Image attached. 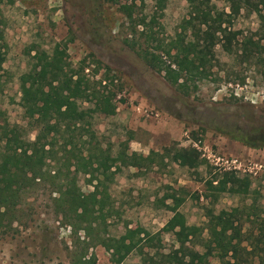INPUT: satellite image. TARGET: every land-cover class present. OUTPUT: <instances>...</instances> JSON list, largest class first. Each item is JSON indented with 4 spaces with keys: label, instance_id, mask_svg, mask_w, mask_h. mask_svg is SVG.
Segmentation results:
<instances>
[{
    "label": "rangeland",
    "instance_id": "374dc122",
    "mask_svg": "<svg viewBox=\"0 0 264 264\" xmlns=\"http://www.w3.org/2000/svg\"><path fill=\"white\" fill-rule=\"evenodd\" d=\"M211 3L219 11L229 12L225 0ZM0 10L5 55L1 64L4 87L0 92V132L11 129L23 141L35 140L37 130L20 106L18 78L29 69L32 48L51 52L60 45L73 69L77 70L82 61L88 65L80 76L83 81L93 86L104 75L112 80V84L106 83L115 112L111 116L92 113L90 129L94 142L110 148L113 159L128 144V153L144 156L149 151L162 153L165 148L194 147L207 163L196 170L171 163L141 172L122 168L107 182L109 206L115 211L105 224L108 235L118 237L126 228L142 227L159 241L155 248L147 249L148 253H170L177 248V228L168 226L174 213L161 202L170 204L164 196L180 189L186 195L177 194L185 197L179 212L188 225L203 226L204 206L213 214L246 207L253 199L264 206V148H249L228 136H257L264 129V80L260 70L234 65L229 81L224 78L226 72H220L219 77L211 75L201 82L182 76L170 84L164 73H155L144 61L153 43L147 44V32L164 42L174 37L187 13L185 0H122L118 4L104 0H2ZM256 29V16L242 11L231 31L238 33L239 40ZM216 49L218 58L229 62L219 47ZM94 60L99 62L98 68ZM79 106L93 108V103L80 102ZM65 137L56 138L54 160L47 159L44 167L45 181L23 195L18 206L20 221L13 222L10 229L0 228V264H71L74 254L82 251V246H73L70 228L56 215L52 198L57 194H52L48 183L57 169H65ZM86 137L79 140L76 136V151L85 153L88 149L89 145L83 144ZM232 161L238 167L235 171L249 175L250 193H225L209 205L204 180L210 177V171L233 170L232 166L228 168ZM116 165L114 161L110 172ZM86 180L87 176L77 175L83 193L93 191ZM79 235L83 239V233ZM90 255L95 264H113L101 246L91 247ZM207 263L219 264L212 258ZM121 264L143 262L133 252Z\"/></svg>",
    "mask_w": 264,
    "mask_h": 264
},
{
    "label": "trees",
    "instance_id": "16d2710c",
    "mask_svg": "<svg viewBox=\"0 0 264 264\" xmlns=\"http://www.w3.org/2000/svg\"><path fill=\"white\" fill-rule=\"evenodd\" d=\"M121 1L104 0L111 4ZM185 2L187 13L174 37L164 42L151 31L147 32V44L153 42L152 51L145 53L143 58L152 71L164 73V79L170 84L182 76L201 82L211 75L219 77L220 72H226L224 78L229 81L234 74L233 66L245 64L260 70L264 80V45H261L264 0H225L229 12L219 11L211 0ZM242 11L256 16L257 29L252 35H242L238 40V33L231 28ZM59 47L57 45L51 52L32 48L30 53L34 52V55H29V69L18 78L20 106L24 117L37 130L35 140L23 141L11 129L0 132V228L10 229L13 222L20 221L18 206L23 195L36 183L45 181L44 167L47 159L54 160L52 149L56 138L66 135L63 143L65 169L62 171L63 166L57 169L48 183L52 194H57L52 198L56 215L70 228L73 246H82V251L74 254L71 264H95L94 256H88V250L94 246L103 247L113 264H121L133 252L139 254L143 264H208L209 258L219 264H252L254 261L264 264V206L257 205L254 199L246 207L221 209L216 214L204 206L206 221L203 226H196L186 224L179 212L186 191L180 189L177 193L166 194L165 200L171 203H161L174 213L168 226L177 228V248L167 254L147 252L159 241L155 234L142 227L126 228L118 237L107 234L106 221L115 212L109 206L107 182L121 173L122 168H135L141 172L171 163L196 170L207 163L194 147L165 148L162 153L149 151L144 156L128 153V144L113 159L110 148L94 142L95 136L90 129L92 113L111 116L115 112L113 95L107 90V83L112 84V80L104 75L91 86L80 77L88 67L86 62L82 61L79 71L73 69L65 49ZM217 47L229 62L218 58ZM3 48L0 10V92L4 87ZM93 62L98 68L99 62ZM80 102L93 103V108H80ZM76 136L79 140L87 136V142H83L89 145L85 153L76 151ZM228 136L249 148H264V129L257 136ZM114 161L118 165L110 172ZM78 174L87 176L86 182L93 186V191H81L77 185ZM208 176L204 183L209 205L225 193L233 196L250 193L251 180L247 174L223 170L210 171ZM81 232L83 239L79 235Z\"/></svg>",
    "mask_w": 264,
    "mask_h": 264
},
{
    "label": "built area",
    "instance_id": "2783aa9c",
    "mask_svg": "<svg viewBox=\"0 0 264 264\" xmlns=\"http://www.w3.org/2000/svg\"><path fill=\"white\" fill-rule=\"evenodd\" d=\"M234 163H236V161H232L231 165H228L229 166L228 168L230 169V166H232L231 168L233 170H236V168H238V167H236Z\"/></svg>",
    "mask_w": 264,
    "mask_h": 264
}]
</instances>
